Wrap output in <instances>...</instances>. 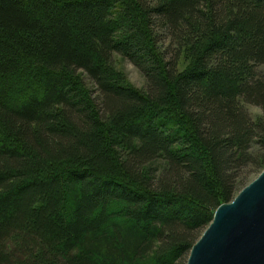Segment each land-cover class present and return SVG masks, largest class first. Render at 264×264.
<instances>
[{
  "label": "trees",
  "instance_id": "obj_1",
  "mask_svg": "<svg viewBox=\"0 0 264 264\" xmlns=\"http://www.w3.org/2000/svg\"><path fill=\"white\" fill-rule=\"evenodd\" d=\"M249 168L264 0H0V264H186Z\"/></svg>",
  "mask_w": 264,
  "mask_h": 264
},
{
  "label": "water",
  "instance_id": "obj_2",
  "mask_svg": "<svg viewBox=\"0 0 264 264\" xmlns=\"http://www.w3.org/2000/svg\"><path fill=\"white\" fill-rule=\"evenodd\" d=\"M186 264H264V169L217 207Z\"/></svg>",
  "mask_w": 264,
  "mask_h": 264
},
{
  "label": "rangeland",
  "instance_id": "obj_3",
  "mask_svg": "<svg viewBox=\"0 0 264 264\" xmlns=\"http://www.w3.org/2000/svg\"><path fill=\"white\" fill-rule=\"evenodd\" d=\"M160 39H161V41H164V39H162V38H160ZM112 64H113L114 69L120 71L124 75L126 83L128 85H130V86H132L138 90H143L145 88V80H144L143 76L130 62H128V61H126V60H124V59H122L116 55H113ZM83 78H84L85 84L91 90L92 96L94 98H97V93L94 89L92 82L89 79H87V77L84 75H83ZM248 111L252 117H257L261 113L259 111V109L255 108V107H248ZM244 173L241 175L242 182L245 183L244 187L249 185L260 174V173L259 174L256 173L251 168L246 169Z\"/></svg>",
  "mask_w": 264,
  "mask_h": 264
}]
</instances>
